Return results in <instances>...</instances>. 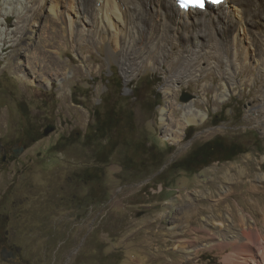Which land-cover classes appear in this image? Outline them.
<instances>
[{"label":"rangeland","instance_id":"rangeland-1","mask_svg":"<svg viewBox=\"0 0 264 264\" xmlns=\"http://www.w3.org/2000/svg\"><path fill=\"white\" fill-rule=\"evenodd\" d=\"M47 5L29 22L20 55H12L10 44L0 55V136H25L32 158L0 173V235L6 231L7 244L21 251L19 262L0 257V264H222L231 248L205 244L226 229L229 211L235 222L242 212L256 228L264 226L258 72L241 65L225 92L213 70L194 78L181 70L173 78L178 64L170 55L161 64L139 65L126 84L107 42L68 37L52 48L65 70H29L35 46L50 34ZM6 21L12 25L13 17ZM189 103L205 114L203 121L186 126L174 142ZM48 125L54 130L43 137ZM215 137L241 144L245 153L180 166ZM89 168L96 176L85 185L80 173ZM188 205L199 213L190 218ZM187 245L198 247L195 256L181 252Z\"/></svg>","mask_w":264,"mask_h":264},{"label":"bare ground","instance_id":"bare-ground-1","mask_svg":"<svg viewBox=\"0 0 264 264\" xmlns=\"http://www.w3.org/2000/svg\"><path fill=\"white\" fill-rule=\"evenodd\" d=\"M45 4H48L45 20L50 25L51 37L49 34L37 43L33 64L27 66L29 70L36 66L45 71L65 70L59 52L52 48L65 44L68 37L76 42H107L116 52L126 84L139 65L161 64L171 55L178 64L173 78L181 70L191 78L205 69L213 70L225 80L223 88L228 92V80L239 67L252 65L264 85V0H223L216 5L206 4L202 9L182 8L176 0H0V55L9 44L15 47L12 55H20L28 24L33 18L37 22ZM8 17H13L12 25L7 24ZM15 69L25 68L20 70L15 65ZM216 97L222 102L225 94ZM160 113V122H164L166 110L161 109ZM204 115L192 103L183 107L182 120L176 122L172 132L174 142H180L184 128L198 125ZM189 212L192 217L199 210L188 205L186 213ZM231 213L226 217V229L211 235L205 248L230 247L222 264H264V226L256 228V222L242 212L237 213L235 222ZM260 214L264 215V210ZM201 227L204 229L203 224ZM187 246L181 252L189 255L188 258L195 256L198 247ZM240 252L245 257L240 258Z\"/></svg>","mask_w":264,"mask_h":264},{"label":"flooded vegetation","instance_id":"flooded-vegetation-1","mask_svg":"<svg viewBox=\"0 0 264 264\" xmlns=\"http://www.w3.org/2000/svg\"><path fill=\"white\" fill-rule=\"evenodd\" d=\"M47 137V136H43ZM11 137L0 136V173L10 166L31 164L32 158L27 151L28 146H25V136L18 137L17 139H10ZM37 158L41 157L40 153L37 152ZM81 181L83 184H91L95 180V168L84 169L81 173ZM7 222V221H6ZM2 225L0 224V227ZM7 232H3V236L0 235V257L3 260L1 252L6 256L3 261L6 262H19L21 251H16L17 247H10L7 244Z\"/></svg>","mask_w":264,"mask_h":264},{"label":"trees","instance_id":"trees-1","mask_svg":"<svg viewBox=\"0 0 264 264\" xmlns=\"http://www.w3.org/2000/svg\"><path fill=\"white\" fill-rule=\"evenodd\" d=\"M242 153H245V149L241 144L215 137L196 146L179 165L186 169L193 166H206L217 158L227 161Z\"/></svg>","mask_w":264,"mask_h":264},{"label":"water","instance_id":"water-1","mask_svg":"<svg viewBox=\"0 0 264 264\" xmlns=\"http://www.w3.org/2000/svg\"><path fill=\"white\" fill-rule=\"evenodd\" d=\"M54 130V126H52V125H48L44 130H43V133H42V135L43 136H47L49 133H51L52 131ZM16 251H19V248H16ZM1 255H2V257H3V260H6L5 259V254L3 253V252H1Z\"/></svg>","mask_w":264,"mask_h":264},{"label":"snow or ice","instance_id":"snow-or-ice-1","mask_svg":"<svg viewBox=\"0 0 264 264\" xmlns=\"http://www.w3.org/2000/svg\"><path fill=\"white\" fill-rule=\"evenodd\" d=\"M192 2L195 6H202L203 4V0H192ZM215 2L219 3L220 0H215Z\"/></svg>","mask_w":264,"mask_h":264}]
</instances>
